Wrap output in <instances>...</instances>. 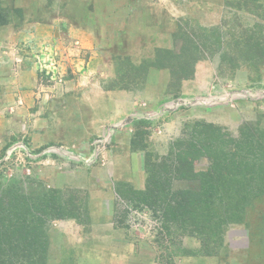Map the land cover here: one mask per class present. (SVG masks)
<instances>
[{
	"label": "rangeland",
	"instance_id": "1",
	"mask_svg": "<svg viewBox=\"0 0 264 264\" xmlns=\"http://www.w3.org/2000/svg\"><path fill=\"white\" fill-rule=\"evenodd\" d=\"M238 1L0 0V184L58 189L86 209L82 221L49 222L46 264H264V197L208 255L197 236L169 233L160 214L116 189L146 186V154L166 155L196 121L234 136L243 123L264 128V63L234 69L210 52L181 82L150 65L200 26L226 22L238 36L260 23L264 45V9ZM70 219L79 234L56 222Z\"/></svg>",
	"mask_w": 264,
	"mask_h": 264
},
{
	"label": "trees",
	"instance_id": "2",
	"mask_svg": "<svg viewBox=\"0 0 264 264\" xmlns=\"http://www.w3.org/2000/svg\"><path fill=\"white\" fill-rule=\"evenodd\" d=\"M241 1L239 8L245 5L250 11L259 4L264 9V0ZM226 25L200 26L194 39L186 31L178 33L185 39L183 49L164 48L150 65L170 69L173 79L181 82L193 76L195 63L210 52H219L221 62L234 69L240 65L256 69L263 64L261 24L245 29L237 23L242 27L238 36L233 26L223 32ZM136 141L133 138L132 145ZM146 156L145 188L120 181L118 194L160 214L169 233L176 226L182 235L197 236L203 254H216L227 226L246 222L263 200L264 128L259 125L243 123L234 136L214 123L196 121L190 136L176 140L169 153L156 161L150 154ZM203 157L208 158L209 166L197 171L196 162ZM178 180L188 185L175 188ZM36 190L27 192L9 185L3 189L0 184V264H46L49 222L84 218V206L72 195L64 199L58 189Z\"/></svg>",
	"mask_w": 264,
	"mask_h": 264
},
{
	"label": "crops",
	"instance_id": "3",
	"mask_svg": "<svg viewBox=\"0 0 264 264\" xmlns=\"http://www.w3.org/2000/svg\"><path fill=\"white\" fill-rule=\"evenodd\" d=\"M141 184V185H140ZM141 187V188H140ZM142 188H145V181L143 180H141V182L139 183V189H142ZM56 222H58V225H62V227H63V225L65 226V231L67 232L70 228H75L77 231H78V234L80 233V230H81V225L77 222V221H75V220H73V219H70V220H67V221H60V220H57ZM113 227V226H112ZM113 230H114V228H112ZM63 231V229H60V232H61V234L62 235H64L63 233H65V232H62ZM118 233H120V232H116V234H118ZM65 237V238H64ZM63 237V239H64V241H65V239H66V236H64ZM70 239V238H69ZM69 239L67 238V242L69 243ZM66 241L62 244V248L63 249H65V248H68V246H66L67 244H66Z\"/></svg>",
	"mask_w": 264,
	"mask_h": 264
}]
</instances>
